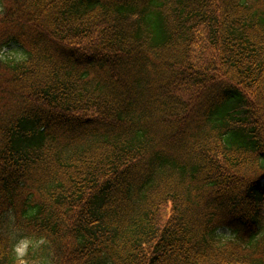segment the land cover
Here are the masks:
<instances>
[{"label":"trees","instance_id":"1","mask_svg":"<svg viewBox=\"0 0 264 264\" xmlns=\"http://www.w3.org/2000/svg\"><path fill=\"white\" fill-rule=\"evenodd\" d=\"M22 242L264 264V0H0V264Z\"/></svg>","mask_w":264,"mask_h":264},{"label":"rangeland","instance_id":"2","mask_svg":"<svg viewBox=\"0 0 264 264\" xmlns=\"http://www.w3.org/2000/svg\"><path fill=\"white\" fill-rule=\"evenodd\" d=\"M24 49L19 46H12L9 50H7L5 53L7 56L10 57H17L21 58L24 55ZM223 234L226 236H232V233L227 230H221ZM29 242H23L17 247L18 250V256L20 258L18 264H41V261L39 260L38 256H36L35 252L29 254Z\"/></svg>","mask_w":264,"mask_h":264},{"label":"clouds","instance_id":"3","mask_svg":"<svg viewBox=\"0 0 264 264\" xmlns=\"http://www.w3.org/2000/svg\"><path fill=\"white\" fill-rule=\"evenodd\" d=\"M41 243H43V241H41Z\"/></svg>","mask_w":264,"mask_h":264}]
</instances>
